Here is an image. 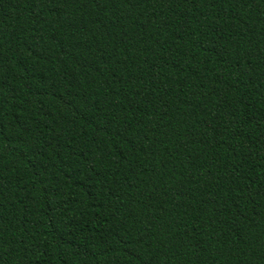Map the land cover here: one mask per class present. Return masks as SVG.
I'll use <instances>...</instances> for the list:
<instances>
[{
    "label": "trees",
    "instance_id": "16d2710c",
    "mask_svg": "<svg viewBox=\"0 0 264 264\" xmlns=\"http://www.w3.org/2000/svg\"><path fill=\"white\" fill-rule=\"evenodd\" d=\"M0 264H264V0H0Z\"/></svg>",
    "mask_w": 264,
    "mask_h": 264
}]
</instances>
